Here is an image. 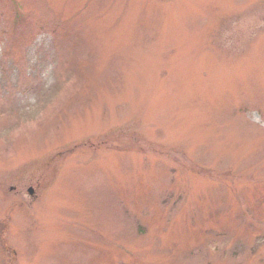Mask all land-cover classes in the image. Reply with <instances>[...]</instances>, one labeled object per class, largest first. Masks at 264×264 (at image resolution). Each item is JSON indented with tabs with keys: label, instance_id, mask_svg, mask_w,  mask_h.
Listing matches in <instances>:
<instances>
[{
	"label": "rangeland",
	"instance_id": "374dc122",
	"mask_svg": "<svg viewBox=\"0 0 264 264\" xmlns=\"http://www.w3.org/2000/svg\"><path fill=\"white\" fill-rule=\"evenodd\" d=\"M0 264H264V0H0Z\"/></svg>",
	"mask_w": 264,
	"mask_h": 264
},
{
	"label": "water",
	"instance_id": "95a60500",
	"mask_svg": "<svg viewBox=\"0 0 264 264\" xmlns=\"http://www.w3.org/2000/svg\"><path fill=\"white\" fill-rule=\"evenodd\" d=\"M29 192H30V193H32V191H31V190H30Z\"/></svg>",
	"mask_w": 264,
	"mask_h": 264
}]
</instances>
